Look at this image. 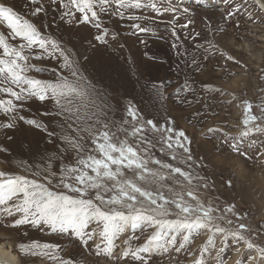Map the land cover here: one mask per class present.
<instances>
[{"label": "rangeland", "instance_id": "obj_1", "mask_svg": "<svg viewBox=\"0 0 264 264\" xmlns=\"http://www.w3.org/2000/svg\"><path fill=\"white\" fill-rule=\"evenodd\" d=\"M260 1L264 4V0ZM0 3L13 7L44 36L56 40L72 54L82 74L103 94L110 124L120 125L126 118L127 108L132 106L145 119H153L160 125L171 120L177 131L183 130L191 142V167L179 159L171 160L170 154L161 152L159 144L151 150L152 156L199 177L193 180L196 186L193 190L206 206L218 209L214 215L225 217L217 222L229 231L237 230L240 223L245 224L247 229L241 231L246 239L264 247V133L253 132L247 137L231 139L238 137L243 128L241 102H252L256 115L260 114L256 105L264 102V10L253 0H163V7L170 4L176 11L158 14L151 8L129 9L121 18L112 14L114 5L106 12H100L97 6L102 25L97 29L93 26L95 22H82L81 13L70 4L68 8L62 7L61 0L55 3L52 0H37V3L0 0ZM64 3L68 4L69 0ZM36 8L42 11L32 15ZM185 8L189 11L185 12ZM66 12H73L74 16L64 15ZM129 15L148 19L129 20ZM134 24L150 31L140 32ZM185 24L187 28L181 27ZM173 28L176 36L172 35ZM102 29L108 30L106 43L95 39ZM0 32L7 35L2 25ZM227 56L234 60H228ZM30 63L47 68L41 72L31 71L29 76L56 79L51 70L59 69L57 60L30 59ZM217 87L224 89V93L213 90ZM157 88L161 94H157ZM8 98L0 93V99ZM55 112L52 101L41 103L33 99L23 105L19 115L42 122L48 125L49 131L59 133L61 121ZM7 122L8 117L0 110V125ZM61 147L58 139L52 138L49 142L47 133L23 121H17L13 129L0 126V171L34 178L18 166L21 161L35 165L51 157L53 170L58 172L62 163H74L72 153H62ZM230 206L234 209L227 212ZM16 218L18 215L0 214V240L9 239L21 264H54L47 257L26 255L17 250L18 244L33 241L59 245V257L72 264H140L131 256L122 257L124 241L130 239L135 248L152 231L128 229L116 240V258L113 259L97 255L92 241L85 246L74 236L51 233L47 229L31 225L11 227ZM227 220L233 223L229 225ZM208 235L203 232L194 236L180 252L170 248L168 252L142 255L147 264H195L201 257L203 264H217L216 254L223 246L222 237L217 235L215 245H207L201 253ZM137 236L139 239H134ZM179 243L178 240L177 247ZM237 247L241 249L239 252ZM248 256H257L255 249L248 250L243 241L237 245L229 238L223 255L226 264H237L238 260L246 262Z\"/></svg>", "mask_w": 264, "mask_h": 264}, {"label": "snow or ice", "instance_id": "obj_2", "mask_svg": "<svg viewBox=\"0 0 264 264\" xmlns=\"http://www.w3.org/2000/svg\"><path fill=\"white\" fill-rule=\"evenodd\" d=\"M30 2L37 3V0ZM255 3L264 10L260 0H255ZM69 4L81 13L82 22H95L93 26L97 29L102 28L97 6L100 12H106L114 5L112 14L121 18L129 9L151 8L158 14L176 11L170 4L163 7V0H69L68 4L61 0L62 7L68 8ZM40 11L42 8H36L32 15ZM184 11L189 10L185 8ZM64 15L71 17L74 13L66 12ZM128 19L148 17L129 15ZM0 25L7 29V35L0 32V93L9 97L0 99V110L8 117V122L0 126L13 129L17 121H23L47 133L49 142L52 138L58 139L61 152L72 153L74 161L62 163L58 172L53 170L51 157L35 165L21 161L18 166L34 178L0 171V214L19 217L12 221L11 227L31 225L47 229L51 233L74 236L85 246L92 241L97 255L113 259L116 258L115 242L128 229L142 232L152 229L144 242L135 248L131 246L130 239L124 241L126 247L122 257L131 256L140 264H147L142 254L168 252L170 248L180 252L194 236L207 232L208 239L201 247V253L207 245H215L217 235L222 237L223 246L216 254L217 264H226L223 255L229 238L237 245L243 241L246 249L257 252V256H248L246 262L238 260L237 264H253V261L260 264L264 261V247H259L242 234L241 230L247 229L245 224L240 223L237 230L229 231L217 222L225 217L214 215L218 209L206 206L193 190L196 187L193 180L199 177L152 156L151 150L159 144L161 152L170 154L171 160L179 159L191 167V142L183 130L177 131L171 120L160 125L153 119H145L132 106L127 108L126 118L121 124L113 126L107 118L103 94L82 74L69 51L61 48L51 37L44 36L35 24L13 7L3 3H0ZM133 27L140 32L150 31L139 24ZM181 27L187 28V24ZM107 32V29H102L95 39L106 43ZM172 35H177L175 28ZM45 58L59 62V69L51 70L56 79L42 80L29 76L31 71L44 70L31 64L30 59ZM227 59L234 60V57L227 56ZM213 90L222 94L225 91L218 87ZM157 94H161L159 88ZM33 99L54 103L55 115L61 121L59 133L49 131L48 125L42 122L19 115L23 105ZM241 106L243 128L238 137L231 139L247 137L253 132L264 133V102L256 105L259 115L254 114L252 102L244 100ZM232 147L236 149V145ZM233 209L234 206H230L226 211L232 212ZM226 223L231 225L233 221L227 220ZM3 240L10 243L7 237ZM16 247L23 254L44 256L54 264H72L59 257L60 246L57 244L33 241ZM240 250L236 248L237 252ZM0 264L9 262L0 259ZM195 264H203L202 257Z\"/></svg>", "mask_w": 264, "mask_h": 264}, {"label": "bare ground", "instance_id": "obj_3", "mask_svg": "<svg viewBox=\"0 0 264 264\" xmlns=\"http://www.w3.org/2000/svg\"><path fill=\"white\" fill-rule=\"evenodd\" d=\"M253 1L255 2V0H253ZM260 3L262 4L261 1H260ZM36 67L37 68H43V69L47 68L45 66H36ZM88 74L86 76H88ZM0 259H6L9 262V264H21V259H20L19 255L13 249L11 243L6 244L4 241H1V240H0Z\"/></svg>", "mask_w": 264, "mask_h": 264}]
</instances>
